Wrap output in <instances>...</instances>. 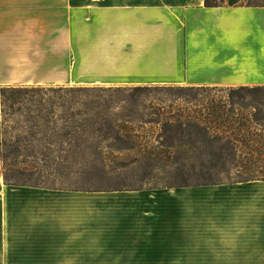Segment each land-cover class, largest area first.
Returning a JSON list of instances; mask_svg holds the SVG:
<instances>
[{
  "label": "crops",
  "instance_id": "crops-1",
  "mask_svg": "<svg viewBox=\"0 0 264 264\" xmlns=\"http://www.w3.org/2000/svg\"><path fill=\"white\" fill-rule=\"evenodd\" d=\"M264 86V0H0V86ZM0 264H264V179L70 190L0 177Z\"/></svg>",
  "mask_w": 264,
  "mask_h": 264
},
{
  "label": "trees",
  "instance_id": "trees-1",
  "mask_svg": "<svg viewBox=\"0 0 264 264\" xmlns=\"http://www.w3.org/2000/svg\"><path fill=\"white\" fill-rule=\"evenodd\" d=\"M223 0H205L206 6H216ZM247 5L261 4L245 0ZM264 87V86H260ZM157 86L102 87V86H12L2 85L0 96L3 106L25 103L16 111L23 118L24 139L3 145L7 149L3 163L6 183L19 184L7 169L30 171L37 166H63L79 161L92 163L96 177L105 179L109 174L136 170L150 175L155 169L175 168L183 171L186 162L193 175L200 180L194 185L215 184L207 181L210 173L205 162L210 157L212 166L224 164L225 157L237 151L229 137L212 132L201 118L190 116L181 107L174 108V98H157L146 102L139 92ZM163 88V87H162ZM170 89L202 88L174 87ZM259 86L231 88L252 93ZM174 95V94H173ZM183 98V96H177ZM230 96V104L235 103ZM187 100V101H186ZM186 103L191 102L184 98ZM232 111L215 110L214 118L225 120ZM151 125L154 128H146ZM18 129V128H15ZM211 166V165H210ZM196 168L200 171L195 172ZM252 179L228 181L239 182ZM184 183V182H183ZM24 184V183H23ZM40 186L39 184H30ZM44 187L56 188L51 185ZM190 186L174 184L150 188ZM65 189V188H60ZM70 189V188H66ZM70 190H125L88 186Z\"/></svg>",
  "mask_w": 264,
  "mask_h": 264
},
{
  "label": "rangeland",
  "instance_id": "rangeland-1",
  "mask_svg": "<svg viewBox=\"0 0 264 264\" xmlns=\"http://www.w3.org/2000/svg\"><path fill=\"white\" fill-rule=\"evenodd\" d=\"M64 87H76V85ZM157 87L141 91L139 94L144 97L146 102L160 98L165 101L166 105L169 104L168 99L174 98L175 109L177 107L183 108L190 116H196L205 121L212 132L229 136L235 142L237 151L234 153V157L233 155L226 156L224 164L217 162L216 166H212L210 157H206L205 162L209 166L206 170L210 173V179L207 181L222 183L264 176V87L259 86V89L252 93L234 91L231 88L223 87L183 88L182 90L170 89L167 88L168 86ZM178 95L183 96V98L177 97ZM230 96L234 97L235 103L230 104ZM184 98L191 102L186 103L187 100L184 101ZM24 105L25 103L17 102L8 108V105H2L0 96L1 178L6 171L2 157L7 149L3 143L24 139V134L21 133L24 128L23 118L16 111L20 107L23 109ZM227 109L229 112L232 111L227 120H225V114L220 121L215 120V110L227 112ZM146 128L154 127L147 125ZM71 163L63 166L41 165L30 171L23 169H7V171L19 184L51 185L65 189L96 186L130 190L168 185L169 183L194 185L202 180L198 179L197 175H193V171L189 168V162L185 163L183 171L180 172L172 168L173 166L155 169L150 175H140L135 173L136 170H129L109 174L103 180L96 177V170L92 163L83 164L79 161ZM198 171L200 169L196 168L195 172Z\"/></svg>",
  "mask_w": 264,
  "mask_h": 264
}]
</instances>
